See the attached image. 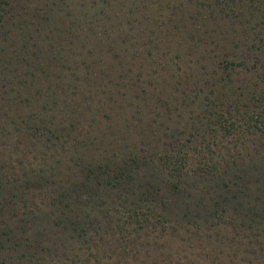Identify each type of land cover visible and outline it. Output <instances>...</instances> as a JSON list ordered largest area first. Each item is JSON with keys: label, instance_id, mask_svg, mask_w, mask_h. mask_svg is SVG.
Here are the masks:
<instances>
[{"label": "trees", "instance_id": "trees-1", "mask_svg": "<svg viewBox=\"0 0 264 264\" xmlns=\"http://www.w3.org/2000/svg\"><path fill=\"white\" fill-rule=\"evenodd\" d=\"M214 23L225 24L242 38L229 41L221 54L206 56V46L223 42L203 40L190 26L200 30L201 24L207 34ZM172 26L180 36L169 49L158 36L165 30L171 33ZM240 46L243 53L236 57ZM108 53L111 58H103ZM32 57L39 58L40 64L34 66ZM247 63L254 81L234 87L236 68H246ZM81 70L84 80H79ZM1 81L35 89L32 98L24 101L43 100L47 113L55 109L61 91L75 101L81 95L87 112H104V96L119 107L131 106L134 120L155 108H184L186 113L180 117L186 119L169 132L163 128L167 141L159 151L155 144L163 138L157 137L160 128L155 131L148 124L140 142L131 144L125 143L128 134L117 131L115 141L108 142L115 144L111 155L99 151L102 157L91 164L78 163L79 170L73 173L67 166L64 169L71 173L49 168L46 174L57 182L48 183L40 175L18 183L2 168L0 264H54L56 260L62 264V257L74 259L78 249L90 255L72 263L100 264L102 254L114 252L107 238L114 240L115 247H136L128 236L140 234L143 228L144 236L160 242L167 229L174 232L175 225L181 224L179 217L187 218L183 219L190 228L208 224L211 229L227 220L236 228L237 218L243 227L264 225V205L257 207L260 203L251 199L258 188L253 190L250 184L256 187L258 182L249 179L251 172L264 168L255 161L260 152L254 149L257 139H264V0H0ZM69 104L75 112L77 108ZM112 107L108 105L110 111ZM40 128L19 122L16 130L31 142L36 140L34 146L60 140ZM44 133L52 138L38 140L37 134L46 137ZM67 136L61 144L70 140L74 147L75 137L70 132ZM226 142L233 152L221 155L212 149ZM84 144L94 145L95 138ZM102 144L107 146L100 141L95 148L100 150ZM42 189L50 192L45 195L51 197L44 202L47 209L59 210L62 219L50 221L33 213L43 210L42 201H34L32 194ZM175 200H182L189 212L173 211ZM19 213L29 218L18 219ZM151 231L158 233L153 236ZM196 234L186 236V242ZM46 243L49 246H42ZM258 244L264 248V241Z\"/></svg>", "mask_w": 264, "mask_h": 264}, {"label": "rangeland", "instance_id": "rangeland-1", "mask_svg": "<svg viewBox=\"0 0 264 264\" xmlns=\"http://www.w3.org/2000/svg\"><path fill=\"white\" fill-rule=\"evenodd\" d=\"M196 26H190L194 35H200V38L203 40H216L218 42H223L221 46H206V56L215 53L221 54L223 49H226V45L229 47V41L232 42L233 39L237 40L242 38L240 35H233V32L228 26H225V24L222 27L217 23L211 24L208 31H206L207 34H205V30L201 24L198 26V28L200 27V30H197ZM135 27H138L137 24H135ZM170 29L172 30L171 33H166L165 30L162 34H160L158 30L160 34L158 36L159 42L165 45L169 44L167 46L169 49L174 45L175 41H178V35L180 36L179 33H176L178 30L175 31L173 26ZM75 32L79 33L80 30L75 29ZM75 41L78 42L77 39ZM163 51H165V49H162V52ZM162 52L160 51V55L164 54ZM242 53L243 48L240 46V48L235 51V55L236 57H239ZM62 55L69 56L67 52H62ZM78 57L79 55L76 54L75 60L78 61ZM81 58H84V56L82 55ZM103 58H111V54L108 53V56L103 55ZM73 59L74 57L72 60ZM104 60L109 61V59ZM31 61L34 63V66L40 64L39 58L32 57ZM69 64L72 63L69 62ZM248 67H250L249 63H247L246 68H236L238 74L235 75L237 80L233 83L234 87L244 85L245 83L248 85V82L254 81L252 76L254 72L249 71ZM60 68L61 67L58 66L55 69L58 70ZM37 74L40 79H42V82H45V80H43L44 75L40 71ZM79 74V80H84L85 75L82 70ZM7 78L9 80L12 79L11 75H7ZM20 79L26 80L28 83L30 80L23 76H21ZM34 91L35 89L30 90L27 88H21L20 86L7 84V81H1L0 83V125L2 126L0 127V170L3 168L1 172H3L4 175L5 173L8 175H14V177L18 179V183H22L27 179L32 181L33 176L38 177L40 175L46 176L48 183L51 181L57 182L56 178L46 174V172H49V168L55 167V169H51V171L56 172L58 169H61V171L65 173L66 169L64 168L67 166L69 169H72L73 173V171L77 172L79 170L78 163L91 164V162L95 160V157H102L99 151L102 152V155H111V150L115 147V144H109L108 142L115 141L114 138L117 131L121 134H128L125 143L131 144L133 141L140 142L143 138L140 133H146L147 125L150 124L151 129H154L155 131L160 128V134L158 133L157 137L160 136L161 139L163 137V128H169V132L174 129L178 123H181V121L186 119H181L180 117L182 114L186 113L184 108H181L180 110H174L171 108L168 111L161 108H155V110L153 109L151 112L148 111V114L142 113L139 116H136L134 120L132 117L134 112L132 111L131 106L119 107L115 103L113 104L109 102V99L106 97L104 98V96L101 97L102 100L106 102L104 112L100 113L97 110L87 112L86 105L80 99L81 95L75 96V101L73 99L74 96L64 95L61 91H57L56 101L58 104L54 105L55 109L47 113L42 109L43 100L40 102L32 99L31 103L24 101L27 99L30 100ZM68 101L77 108L75 112L70 109L73 107ZM95 101H99V98L96 97ZM108 105H113L112 111H110ZM153 106L156 105L153 103ZM170 114L171 116H169ZM19 122H27L30 125L34 124L36 127L42 126L40 129L52 132L54 135H57L60 140L57 142L54 139L56 144H51L47 141H44L46 143L37 141L38 143L34 146L32 145V142H36V140H32L31 142L29 137H22L23 133L19 134L16 130L19 127ZM108 125H112V127L109 128ZM182 126H184V124ZM69 132L76 139L74 147L70 145V140L61 144L62 140L69 138L67 136V133ZM44 135H46V137H40L41 135L37 134V139L43 140L48 137L52 138L50 133H44ZM94 138V145L84 144L85 142L92 143V139ZM100 141H104L107 146L105 145L104 148H102V144L100 146L101 149L98 150L99 147H95ZM165 141H167V139L163 137L159 144H155L156 147H159L158 151L163 149V143ZM72 143H74L73 140ZM227 144L229 143L226 142L223 146H218L219 149H217L218 147H212V149L214 151H219L218 153H221V155L227 152H233V150L230 151L232 145ZM257 144L258 146L254 149H258L260 154L259 156H256L255 161H259L258 163L264 167V139H257ZM152 145L154 146V144ZM250 149H252L251 146ZM247 160L248 159L246 158L245 161ZM258 168L261 167L258 166ZM66 173H71V170ZM7 178L9 179V177ZM249 179L255 184L258 182L256 187H253L250 184L253 190L258 188V191L256 190V194H254L251 199L260 203L257 207H263L264 168H261L259 171L251 172ZM60 181H62V178ZM72 181H74V179H71L69 183H72ZM66 185L67 184H65V186ZM48 186L51 187L50 185ZM186 188V186L180 187V189L183 190ZM48 190H32V194L36 195L34 201H42L40 205L43 209L41 214H38L35 211L33 213L35 215L46 216L50 221H57L58 219H62L63 215L59 210L52 213L47 209L46 204H44V202L46 203L51 199V197H45L47 193H50ZM190 190V192H192V189ZM37 192H40V195ZM52 197L57 201L59 200L54 194H52ZM175 201L177 203V200ZM181 201L182 200H180L177 205L171 203L175 207V209L172 210L176 212L181 209L185 212H189L188 210H185ZM190 211L195 212L196 209L190 208ZM34 214L32 215L34 216ZM18 216H20L18 219H21V217L29 218L26 215H21V213H19ZM179 218L182 219L181 224L175 225L174 232H169L167 229L168 233L165 238L160 239V242H157L159 240L155 241L154 237L149 238L148 236H144V233L147 232H144L143 228H139L138 231L140 234L131 233L128 236V241H135L136 247H123L120 244L117 245L118 247H115L114 240L112 238H107L106 241L111 243L108 247L114 248V252L109 251V254L107 255L102 254L100 264H264V248L259 247L258 244L259 242L262 243L264 241V225H259L258 223V227H254L252 223L251 225H245L243 227L239 225L240 220L237 218L236 228H232L227 224L228 221H230L227 220V223L223 222L217 225L214 224L211 229L207 228L208 224H199V226H196V229L195 227L190 228L185 224L187 220L184 219L187 218ZM168 225L169 224H166L165 227ZM190 229L192 231L191 233ZM31 232L33 231L31 230ZM193 232H196L197 234L194 236V239L187 243L185 237L192 236ZM151 233L155 236L158 232L151 231ZM42 246L47 247L49 245L46 243L42 244ZM108 247L106 248L108 249ZM259 249H261L260 252ZM101 251L103 250H100V252ZM75 254H77V256L74 259L62 257V264H76V262L83 261L85 257H89L90 252L86 249H83V251L78 249L75 251ZM75 259H77V261L72 263L71 261ZM54 264H61V262L56 260Z\"/></svg>", "mask_w": 264, "mask_h": 264}]
</instances>
